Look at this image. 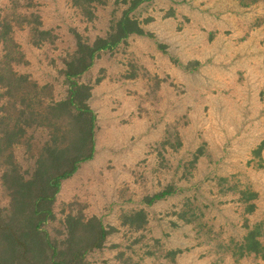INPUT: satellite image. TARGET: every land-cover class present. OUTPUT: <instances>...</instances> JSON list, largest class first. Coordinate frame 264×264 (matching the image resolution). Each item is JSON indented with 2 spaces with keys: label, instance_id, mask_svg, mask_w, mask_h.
Listing matches in <instances>:
<instances>
[{
  "label": "rangeland",
  "instance_id": "1",
  "mask_svg": "<svg viewBox=\"0 0 264 264\" xmlns=\"http://www.w3.org/2000/svg\"><path fill=\"white\" fill-rule=\"evenodd\" d=\"M80 1L0 0L12 25L0 68L10 62L62 99L75 32L92 42L128 6ZM131 14L146 34L79 78L92 85L95 153L62 182L58 218L81 211L116 227L84 264H264V0H152ZM10 47L20 62L5 58ZM141 209L143 227L123 223Z\"/></svg>",
  "mask_w": 264,
  "mask_h": 264
},
{
  "label": "trees",
  "instance_id": "2",
  "mask_svg": "<svg viewBox=\"0 0 264 264\" xmlns=\"http://www.w3.org/2000/svg\"><path fill=\"white\" fill-rule=\"evenodd\" d=\"M91 1L103 0L80 2ZM149 1L123 0L127 8L112 20L105 35L96 36L92 42L75 32V51L63 59L61 69L67 84L62 99L52 97L49 85L39 86L28 74L18 73L10 62H3L0 183L8 202L0 206V264H84L88 255L105 247L108 237L117 230L97 215L81 211L58 218L54 205L62 182L95 153L96 114L89 105L92 85L79 78L103 52L113 50L131 35L146 34L131 12ZM0 27V40L10 45L11 23L1 21ZM34 31L40 40L51 36L49 30L37 26ZM10 54L11 47L5 58L22 59L19 52V56ZM20 151L26 167L19 158ZM172 192L174 188L169 186L145 196L144 201L152 204ZM123 218L124 224L134 228L147 222L142 209Z\"/></svg>",
  "mask_w": 264,
  "mask_h": 264
}]
</instances>
